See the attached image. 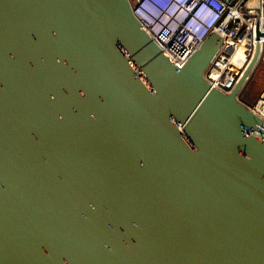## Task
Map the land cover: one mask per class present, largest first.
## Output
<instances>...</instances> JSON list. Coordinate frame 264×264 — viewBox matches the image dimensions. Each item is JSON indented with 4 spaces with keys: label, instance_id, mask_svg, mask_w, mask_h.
Returning <instances> with one entry per match:
<instances>
[{
    "label": "water",
    "instance_id": "water-1",
    "mask_svg": "<svg viewBox=\"0 0 264 264\" xmlns=\"http://www.w3.org/2000/svg\"><path fill=\"white\" fill-rule=\"evenodd\" d=\"M127 0H0V264H264V128ZM258 54V45L246 72Z\"/></svg>",
    "mask_w": 264,
    "mask_h": 264
},
{
    "label": "built area",
    "instance_id": "built-area-1",
    "mask_svg": "<svg viewBox=\"0 0 264 264\" xmlns=\"http://www.w3.org/2000/svg\"><path fill=\"white\" fill-rule=\"evenodd\" d=\"M127 1L142 29L177 66L210 32L218 35L220 42L203 68L202 78L225 94L239 85L236 99L261 118L264 128V88L252 104L239 94L254 66L264 62V0ZM257 45L255 63L246 72Z\"/></svg>",
    "mask_w": 264,
    "mask_h": 264
},
{
    "label": "rangeland",
    "instance_id": "rangeland-1",
    "mask_svg": "<svg viewBox=\"0 0 264 264\" xmlns=\"http://www.w3.org/2000/svg\"><path fill=\"white\" fill-rule=\"evenodd\" d=\"M264 88V62L259 61L250 73L249 79L240 89V99L252 104L261 90Z\"/></svg>",
    "mask_w": 264,
    "mask_h": 264
}]
</instances>
